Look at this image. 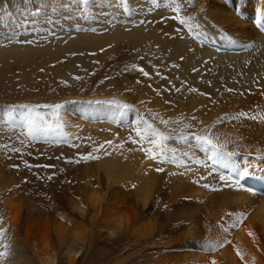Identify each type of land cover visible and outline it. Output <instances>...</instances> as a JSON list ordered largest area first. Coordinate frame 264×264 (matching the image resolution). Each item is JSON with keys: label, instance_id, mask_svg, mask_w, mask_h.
I'll list each match as a JSON object with an SVG mask.
<instances>
[{"label": "rangeland", "instance_id": "1", "mask_svg": "<svg viewBox=\"0 0 264 264\" xmlns=\"http://www.w3.org/2000/svg\"><path fill=\"white\" fill-rule=\"evenodd\" d=\"M97 2L94 0L95 17L98 19L91 18L87 20V23L81 24L74 14L75 10L68 7V0H0V38L12 40L11 43H0V58L3 56L2 61L0 60V105L8 103L51 104L69 100L88 101L115 97L123 102L133 104L150 123L161 127L162 130L166 129H163V126L159 124L160 118L170 122L177 121L174 124L170 123L169 128H175L178 133L187 132L188 129L184 128V125L189 123L194 125L193 130L195 131L204 129L199 121L192 120L193 116L186 119L182 110H178L176 105L177 101H182V93L175 91L177 87L172 82L170 71L176 68L173 65L177 64L179 55L177 56L172 51V47L168 46L171 41L167 42V40L174 39V37L180 38L183 33L175 31L179 25L171 19L157 22L161 20V17L173 15L167 7V0H163V3L155 11H149L150 2L140 4L130 2L131 11L127 14L122 13L119 4L102 9L97 5ZM179 2L182 5V15H192L199 19L200 10L197 5H194L193 0L192 3H189L188 0H179ZM71 4L76 5L77 0H71ZM137 5L140 6L139 11ZM108 17H111L115 22H109ZM141 20L153 23L141 24ZM116 24L120 31L128 36L116 38L112 42L108 40V43L100 41L97 47L90 44V41L87 42L88 39H83L85 43L87 42L86 44L80 39V36H86L90 40L99 35L107 36ZM33 26H35L34 30ZM148 26L152 29H144L143 36L137 42L134 30ZM152 33L156 34L155 37ZM24 40H32L33 43H17V41ZM78 45L81 46L78 47ZM85 46L92 50L88 51L87 48H84ZM50 47L52 50L56 48L55 51H51ZM68 47L69 49H67ZM70 47L71 52L69 51ZM10 48L21 51V54L20 52L15 53L20 57L14 53L10 55L8 52ZM101 49L105 51L102 52ZM64 50L69 52L65 54ZM72 53H76V55H72ZM91 53H95V55H91ZM23 54L30 60L22 56ZM12 55L14 56L12 57ZM69 57L72 59L71 61ZM141 57L143 59H140ZM86 62H90V65ZM133 64L148 71L150 78L143 77L133 69ZM41 69L44 71L41 72ZM157 71L160 76L156 75ZM73 76H81L83 80H73ZM105 77H110V79H105ZM161 77H167V79H161ZM102 80L103 84L100 83ZM61 81H66L67 86ZM137 81L140 82L137 83ZM104 87L108 90L112 89V95L101 94ZM157 91H159V95H157ZM119 93L126 96L127 99L116 97ZM172 93L175 96H172ZM141 100L145 103L141 104ZM256 102L244 111L264 113V109L255 105ZM137 104H140L141 107ZM68 108L74 110V121L80 127L75 138L66 135L69 140L68 144L45 139L33 140L31 144L25 139L21 144L17 139V134L11 131L0 136V157L11 178L9 187L12 189L13 195L24 203V207H21L20 218L21 237L24 236L23 227L28 221H32L35 226L43 224L51 229L50 225L54 224L59 214L63 212L70 211L73 216L90 224L91 214L80 216L70 210V204L80 199L81 182L87 172L92 173L91 175L96 177V181L100 180L104 183L108 182V176L103 169L100 170V160L81 162L80 164L66 161L74 160L78 153L92 151L96 145L108 139L119 142V144L123 143L129 135L127 128L112 123V109L86 104L68 105L66 109ZM245 121L251 126L252 134L258 133L261 138H264V121ZM89 137L91 140L88 139ZM253 137L257 138L258 136L254 135ZM71 143L80 145V147H71ZM5 144L14 145L20 149V153L6 151ZM135 148L136 145L125 143L123 147L125 156ZM138 153L142 158L145 157L142 152L138 151ZM197 155L201 154L197 153ZM25 161L33 165H54L55 167L28 169L25 167ZM122 161L123 158L120 160V164ZM13 165L19 167L14 168ZM121 166L119 168H122ZM194 172L200 174L199 170H194ZM155 173L154 171L156 180H158L156 193L160 195L158 197L163 202L157 200L151 206L161 212L160 218L165 222L168 214L174 212L169 207L174 187L170 181L171 177L168 175V168L165 173ZM50 175L53 176L52 180L47 179ZM37 176L40 178L37 179ZM25 179L28 181L27 184L24 183ZM212 182L214 183V180ZM104 183L102 184L104 185ZM17 184L20 185V188L15 187ZM124 187L129 191V196L134 198V189L130 188V190L128 186ZM212 194H214L213 197L219 196H217L218 193ZM156 199L158 198L156 197ZM165 204L168 205L167 209L164 208ZM31 207L36 208L33 214L29 213ZM202 215L204 214H199L200 217ZM0 216L5 218L7 226L10 220L6 218L1 200ZM204 217L206 216L204 215ZM203 219L206 221V218ZM47 220L49 221L47 222ZM99 224L98 227L101 228L93 231L92 240H89L91 242L88 241L84 251L78 255L76 264H160L161 259L157 256V252L162 237L161 229L156 231L151 238L136 240L126 231H118L110 235L111 230L105 229L102 222ZM9 240L8 233L6 242L9 243ZM142 249V253H137ZM56 252L57 258L55 257L52 263L43 260L41 263L35 260L33 262L34 264H69L67 252L63 248L57 249ZM121 260L125 261L120 263Z\"/></svg>", "mask_w": 264, "mask_h": 264}, {"label": "bare ground", "instance_id": "2", "mask_svg": "<svg viewBox=\"0 0 264 264\" xmlns=\"http://www.w3.org/2000/svg\"><path fill=\"white\" fill-rule=\"evenodd\" d=\"M97 1V5L102 9L118 4L117 0ZM162 1L155 0L160 5ZM130 2L140 4L149 3L150 0H130ZM193 2L198 6L200 17L206 22L205 26L212 35L214 44L209 43L205 46L203 41H193L186 34L184 39L174 37L167 40V42L171 41L168 46L172 47V51L177 56L179 55L177 67L170 71L172 82L180 88L182 93V101H177V108L182 110L186 119L195 116L203 128L211 127L213 135L219 136L221 142L225 139L235 142L229 143V148H234L241 153L250 152L253 156L256 155L257 150L264 154V138H261L258 133L252 134L251 126L244 119L231 123H218L221 117L244 111L255 101H257L255 103L257 107L264 109L262 106L264 100H261L264 98V90H262L264 88V29L258 30L256 26V9L264 6V0H193ZM144 29L152 28L148 26L134 30L137 42L143 36ZM104 36L106 35L92 37V40L86 36H80V39L83 43H85L83 39H88L87 42L90 41V44L97 47L100 41L108 43V40L112 42L116 38L128 35L122 33L116 24L111 33ZM53 50L51 48V51ZM69 51H72L71 47ZM8 52L10 55L11 53L17 55L16 52L21 54V51L16 48H10ZM66 52L67 50L65 54L68 53ZM26 55L22 56L27 58ZM71 58L69 57L70 61ZM86 64L90 65V62ZM68 67L71 68V66ZM192 88L197 91H190ZM228 88L234 89L235 92H228L226 90ZM242 92L244 95L240 94ZM100 93L110 96L112 89L108 90L104 87ZM172 96L175 94L172 93ZM116 97L127 99L120 93ZM137 105L141 107L140 104ZM74 118V110L66 109L65 132L72 138H75L80 128ZM255 127L259 130L258 126L255 125ZM254 135L258 137L254 138ZM114 144L118 145L119 142ZM235 144L240 146L235 147ZM135 149L127 156H125V149L118 147L109 149L113 152L110 157H103L102 153H99L102 156L100 170L103 169L107 174L108 182L96 181V177L94 178L90 172L84 175L82 187L79 190L80 199L73 201L69 208L80 216L91 214L90 224L73 216L70 211L63 212L59 214L55 223L50 225L51 229L43 224L35 226L32 221H28L23 227V237L20 235V218L24 203L13 195L9 187L11 178L0 157V200L3 203L6 218L10 220L7 226L10 227L9 244L11 245L10 257L3 264H34L33 260L38 263L42 260L52 263L54 258H57L56 250L61 248L67 252L69 264H76L78 255L84 251L87 242L92 240L93 231L99 228L100 222L105 229L111 230L110 235L118 231H126L136 240L151 238L161 229L160 248L158 255L155 254L160 257V264H208L210 258L217 259L218 264H241L233 245L239 247L246 257L255 256L256 264H264V195H261L264 193V180L258 177H247L244 182L252 191L227 190L218 193V197H213L214 194L193 182L196 176L206 171L205 169H199L200 174L193 171L187 177L170 176L174 194L169 207L174 212L168 214L164 222V219L160 218L161 212L151 206L154 201L163 202L158 197L160 195L156 193L158 180L154 171L149 168V165L154 168L155 164L146 157L142 158ZM122 158L123 161L120 164ZM120 166L122 168H119ZM168 169L169 173L177 171L172 166ZM133 184L136 185L134 198L129 196V191L124 187L128 186L130 189ZM35 211L36 208L31 207L29 213L33 214ZM228 211H244L248 213V217L240 229L232 233L230 237L232 244L210 255L201 250L200 243L206 237L220 231L216 228L217 221ZM200 213L206 217L204 215L200 217ZM203 218H206V221ZM248 229L256 233L255 242L247 235ZM257 248L260 250L258 251ZM142 251L143 249L137 253Z\"/></svg>", "mask_w": 264, "mask_h": 264}, {"label": "snow or ice", "instance_id": "3", "mask_svg": "<svg viewBox=\"0 0 264 264\" xmlns=\"http://www.w3.org/2000/svg\"><path fill=\"white\" fill-rule=\"evenodd\" d=\"M192 3V0H188ZM120 5L122 13H130V0H117ZM151 6L149 11H155L160 7L158 2L150 0ZM62 5V9H63ZM68 7L75 10L74 14L81 24L87 23L88 19L95 17V5L94 0H77L76 5L71 4V0H68ZM139 11V5L136 6ZM167 7L173 13L171 16L161 17L160 21L164 22L167 19H171L179 25L175 31L177 33H184L180 35L181 39L185 38V34L191 37L193 41H203L206 46L209 43L214 44L212 35L209 34L208 28L205 26L206 22L203 18L194 17L192 15H182V5L179 0H167ZM39 11V9H37ZM256 26L259 29H264V6L256 9ZM98 19V18H96ZM109 22H115L111 17L107 18ZM141 24L153 23L152 21L141 20ZM33 26V30H34ZM165 35H168L165 33ZM12 40H4L0 38V43H11ZM17 43H33L32 40L17 41ZM111 47V45H109ZM101 51H105L101 49ZM76 55V53H72ZM95 55V53H91ZM140 59H143L141 57ZM183 59V57H181ZM207 63V61H205ZM155 67V66H153ZM173 67H177L173 65ZM132 68L138 71L143 77H149L150 74L143 67H139L136 64L132 65ZM44 70L41 69V72ZM197 71V69H193ZM94 74V73H93ZM157 76H160L159 71L156 72ZM73 80H83L81 76H73ZM110 79V77H105ZM161 79H167V77H161ZM140 81H137L139 83ZM256 82V81H254ZM61 83L67 86L66 81ZM101 84L104 81H100ZM210 83V82H209ZM258 83V82H257ZM174 87V86H173ZM228 92H235L234 89H226ZM175 91L179 92L180 88H175ZM190 91H197L192 88ZM157 91V95H159ZM244 95V93H240ZM249 94L251 92L249 91ZM201 95H205L201 93ZM141 104L145 101L141 100ZM86 104L89 106H103L112 109L111 119L112 123L118 124L129 130L127 140L118 145L114 144L112 139H108L103 143L96 145L92 151L87 153H78L77 158L70 163L80 164L81 162L88 163L91 161H98L103 157H110L113 155L110 148H123L125 143L136 145L137 151L144 154L147 160L154 162L155 167L149 165L150 170L156 173H165L169 166L175 167L177 171L170 172V176L187 177L194 170L205 169L206 171L194 178V183L197 186L203 187L206 191L211 193H220L227 190L232 191H252L247 188L245 184V178L258 177L264 180V154H261L259 150L255 156L252 153H241L234 148H229V143H235L229 139L223 140L219 136L213 135L212 128H204L200 131H195L194 125L189 123L185 124L184 128L188 129L187 132H177L175 128H169L170 123H177V121H169L164 118H160L159 124L163 126L157 127L155 124L150 123L144 115L131 103L123 102L115 97L88 100V101H76L69 100L63 103H8L0 105V136L7 131L17 134L19 143L23 144L26 139L29 144L33 140L45 139L53 140L55 142L69 143L66 138L65 128L67 121L65 120L64 110L68 105ZM252 120V121H264V113L256 112L249 113L245 111H239L234 115H225L220 118L218 123L223 124L225 122L231 123L237 120ZM192 120L195 121L196 117L193 116ZM91 140V137L88 138ZM71 147L79 148L80 145L71 143ZM239 144H235V147H239ZM4 149L8 152L20 153V149L14 145L5 144ZM200 153L201 155H197ZM59 159V157H57ZM12 167L18 168V165ZM25 167L32 168H54V165H33L25 161ZM223 170L222 172L219 170ZM40 177L37 176V179ZM48 180H52L53 176H48ZM214 180V183L212 182ZM25 184L28 181L25 179ZM16 188H20V185H15ZM133 189L136 185L131 186ZM11 191V189H9ZM261 195H264L262 193ZM168 205H164L167 209ZM248 217V213L244 211H228L220 220L217 221L216 228L220 231L212 236L206 237L204 241L200 243L201 250L212 253L219 252L227 245L232 244L231 235L234 231L239 230L241 225L244 224ZM10 231V227L6 226L5 218L0 216V264H3L5 260L10 257L11 245L6 242L7 234ZM247 235L256 240V233L248 229ZM236 256L241 261V264H256V257H246L245 253L235 245H233ZM259 251L260 249L257 248ZM208 264H218L217 259L210 258Z\"/></svg>", "mask_w": 264, "mask_h": 264}]
</instances>
